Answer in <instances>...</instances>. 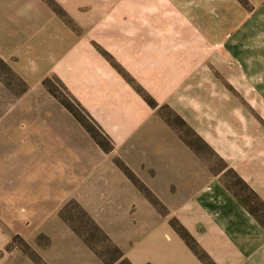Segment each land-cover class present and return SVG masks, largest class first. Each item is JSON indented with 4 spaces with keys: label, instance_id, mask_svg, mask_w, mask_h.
I'll return each mask as SVG.
<instances>
[{
    "label": "rangeland",
    "instance_id": "1",
    "mask_svg": "<svg viewBox=\"0 0 264 264\" xmlns=\"http://www.w3.org/2000/svg\"><path fill=\"white\" fill-rule=\"evenodd\" d=\"M249 8L247 0L115 3L84 30L93 50L75 94L55 75L28 86L3 57L10 43L0 37V199L12 208L0 209V264H116L140 230L187 196L188 184L157 194L146 182L162 186L177 175L202 180L203 171L224 169L225 184L264 221L258 200L199 134L216 129L222 109H252L261 119L254 109H264L262 67L223 42L233 13ZM50 126L61 141L47 146L40 134ZM88 184L117 190L78 194ZM45 203L47 210L33 208Z\"/></svg>",
    "mask_w": 264,
    "mask_h": 264
},
{
    "label": "crops",
    "instance_id": "2",
    "mask_svg": "<svg viewBox=\"0 0 264 264\" xmlns=\"http://www.w3.org/2000/svg\"><path fill=\"white\" fill-rule=\"evenodd\" d=\"M53 1L76 26L66 23L45 0H0V37L10 43L2 46L1 53L28 86L43 84L45 78L55 75L75 94L76 81L85 73L93 50L84 30L102 18L115 3L125 0ZM247 1L250 8L244 13H233L231 35L223 42L233 55L234 51L241 52L237 56L246 51L248 66L262 67L264 95V0ZM232 110V114L226 116L222 109L212 133L201 126L199 134L264 202V109H254L261 119L253 115L252 109ZM49 131L52 132L51 126L44 128L40 141L47 146L53 145L55 139L56 143L61 141L57 132ZM74 155L79 157L78 152H73ZM88 163L84 165L87 171L93 168ZM203 172L202 180V173H196L197 179L191 180L194 176L187 175L190 179L187 182L185 175L171 177L162 186L156 181L146 182L157 194L171 192L173 184L177 192L187 186V196L170 207L167 216L155 220L132 238L124 252L132 264H205L170 224L171 218L187 229L215 264H264V226L227 188L222 177L224 169L210 176ZM85 188L78 194L117 190L102 189L94 184ZM88 203L97 204V201L89 199ZM48 207L46 203L33 206L39 210ZM0 209L12 208L0 199Z\"/></svg>",
    "mask_w": 264,
    "mask_h": 264
},
{
    "label": "trees",
    "instance_id": "3",
    "mask_svg": "<svg viewBox=\"0 0 264 264\" xmlns=\"http://www.w3.org/2000/svg\"><path fill=\"white\" fill-rule=\"evenodd\" d=\"M49 78H45L43 80V84L46 85V81ZM54 96H56L61 103L67 108V110L81 123V125L84 127V129H86V131L91 135V137L94 139V141L100 145L101 147H103L104 150H107V146H104V144L102 143V141H100L92 132L91 128L82 121V119L78 116L77 112L74 110V108L72 107L71 104H69L68 102H66L64 99H62L60 96H58L53 89L50 90ZM147 102L151 105L154 106V102L153 100L147 98ZM167 123L171 124L168 120H165ZM181 139L190 147L192 148V144L187 141L186 139L182 138ZM227 166V165H225ZM227 168V167H226ZM226 170V169H225ZM229 171L233 172L235 174V177L237 179V182L239 184H241L243 186V188L245 190L250 191L251 195H253L257 200H258V204L259 206L256 208V210H263L264 211V202H262L261 200L258 199L257 195L255 194V192L244 182V180L242 178L239 177L238 174H236V172L233 169H229ZM227 186V188H229L233 194L238 198V200L247 208V210L254 215L257 220L264 226V221L262 219L259 218V216L256 214V211L253 208H250L244 201H242L239 196L238 193L236 191L233 190L232 187H230L229 185L225 184ZM141 188H143V185H140ZM139 186V187H140ZM264 215V212H263ZM170 224L173 226V228L176 230V232L185 240V242L188 244V246L195 252V254L199 257V259H201L205 264H215L209 257L208 255L198 246L197 242L195 241V239L191 236V234L187 231V229L178 222L177 219L175 218H171L170 219ZM119 251V250H118ZM117 261L116 264H132L125 256H123V253L121 251H119V254L117 256V258L114 260V262Z\"/></svg>",
    "mask_w": 264,
    "mask_h": 264
}]
</instances>
